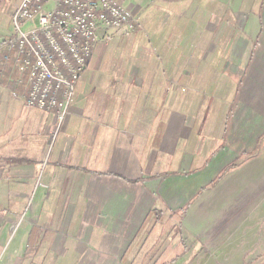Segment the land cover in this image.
Segmentation results:
<instances>
[{
    "label": "crops",
    "instance_id": "obj_1",
    "mask_svg": "<svg viewBox=\"0 0 264 264\" xmlns=\"http://www.w3.org/2000/svg\"><path fill=\"white\" fill-rule=\"evenodd\" d=\"M117 1L139 27L102 36L54 138L53 114L12 97L23 87L0 66V264H191L264 206V0ZM197 2L203 41L192 20L171 19ZM226 91L236 103L216 105Z\"/></svg>",
    "mask_w": 264,
    "mask_h": 264
},
{
    "label": "built area",
    "instance_id": "obj_2",
    "mask_svg": "<svg viewBox=\"0 0 264 264\" xmlns=\"http://www.w3.org/2000/svg\"><path fill=\"white\" fill-rule=\"evenodd\" d=\"M13 32L0 38V66L12 64L27 109L51 113L52 138L64 131L72 95L96 44L107 32L134 33L137 14L117 0H20Z\"/></svg>",
    "mask_w": 264,
    "mask_h": 264
},
{
    "label": "rangeland",
    "instance_id": "obj_3",
    "mask_svg": "<svg viewBox=\"0 0 264 264\" xmlns=\"http://www.w3.org/2000/svg\"><path fill=\"white\" fill-rule=\"evenodd\" d=\"M18 2H20V0H0V38L7 34L10 35V33L13 32L11 10L17 6ZM202 4L203 3L199 2L196 3V7L193 12L195 11L197 14L194 12V17L192 16L191 18H188V14L179 16V14L176 13L174 16L172 15L171 18L173 21L179 22V24H181V22L186 23L189 22V20H192L193 24H195L196 38L198 41H203V39L210 37L209 33H207L206 27V23L209 21L210 17L206 18L204 15L205 18H202L199 16L203 13ZM253 4L254 3H252V1L246 0L243 5V9L248 10L250 6L253 7ZM262 11L263 33L259 38L260 43H264V2L262 3ZM237 33L238 30L233 26L232 29L229 30L227 36L225 35L223 42H216V47H218L217 50L208 51L205 55H203L204 59H206L208 63L217 60L218 56H221V53L224 54L226 52L223 50L224 45L227 44V42L230 43L233 41L238 35ZM150 36L152 37V35ZM211 37H213L214 40L215 37L217 38V35H213ZM216 40L217 39L214 41ZM261 57L264 59V50L261 51ZM111 69L112 68L110 64L104 62L99 69H96L95 72L104 73ZM232 86H234V84H232L231 87ZM225 94H228V96L224 97L227 98V100H225L227 103L223 105H220L221 99L223 98L218 101L216 99L217 97L207 98L206 101L209 103V105H215L216 99V105L220 107H229L234 105L236 100L234 101V97H229L231 95L233 96L232 91H226ZM240 164V159H235L232 161L227 167L223 168L218 174H216L215 177L210 179L208 183L209 188H213L216 183L222 180L230 171L235 169ZM204 190H207V187L206 189H202V191ZM2 206L3 204L0 203V208H2ZM18 224L19 221H16V223L12 224L10 230L7 228L6 231L7 236L10 238L9 241L14 236L22 235V233L19 234L17 232L19 229ZM9 241L7 242L8 244ZM198 251L197 258L195 260L193 259L191 264H264V206L261 207L260 211L255 215V218L247 221H241L240 225L228 233V235L222 241H219L214 246L210 244L206 246L202 245V247H198ZM18 260H22L21 257L17 258V263L23 264V262Z\"/></svg>",
    "mask_w": 264,
    "mask_h": 264
},
{
    "label": "trees",
    "instance_id": "obj_4",
    "mask_svg": "<svg viewBox=\"0 0 264 264\" xmlns=\"http://www.w3.org/2000/svg\"><path fill=\"white\" fill-rule=\"evenodd\" d=\"M183 214H184V210L181 211V215H183Z\"/></svg>",
    "mask_w": 264,
    "mask_h": 264
}]
</instances>
